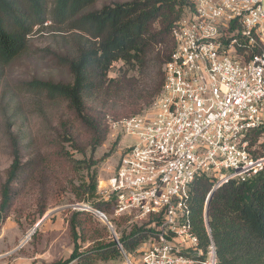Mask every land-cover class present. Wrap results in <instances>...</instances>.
I'll list each match as a JSON object with an SVG mask.
<instances>
[{"label": "trees", "instance_id": "16d2710c", "mask_svg": "<svg viewBox=\"0 0 264 264\" xmlns=\"http://www.w3.org/2000/svg\"><path fill=\"white\" fill-rule=\"evenodd\" d=\"M99 1L0 0V79L9 67L31 53L35 33L52 30L71 43L68 50L54 52L57 66L68 72L69 80L33 78L17 85L33 97V107L45 119L46 110L57 103L66 105L71 118L61 120V130L49 145L53 154L33 148L28 157L20 138L9 130L12 162L5 181L0 182L3 220L31 181L49 184L44 174L53 170L54 156L66 164L68 173L63 182L55 180L40 190L39 200L45 204L41 217L48 198L63 192L74 195L72 203L82 202L103 212L114 208L115 195L101 197L98 192L97 174L92 170L96 162L75 158L64 142H71L73 149L84 154L88 146L94 151L107 139L106 110L111 100L117 101L124 94L136 98L125 109L128 115L115 118L120 120L141 113L142 101L150 103L157 98L165 83L164 64L176 46L173 28L195 6L191 0H126L98 7ZM117 62L122 63L120 72L110 77ZM249 141L252 155L264 156V127L253 130ZM213 185L209 176L202 175L191 187L194 228L205 251L211 243L215 245L217 264H264V170L245 181L232 179L215 189L209 204V231L204 212ZM67 211L74 247L67 260L56 264H98L123 254L139 260L140 247L154 233L148 222H136L123 228L116 239L91 210Z\"/></svg>", "mask_w": 264, "mask_h": 264}, {"label": "built area", "instance_id": "2783aa9c", "mask_svg": "<svg viewBox=\"0 0 264 264\" xmlns=\"http://www.w3.org/2000/svg\"><path fill=\"white\" fill-rule=\"evenodd\" d=\"M191 1L152 110L110 121L133 142L102 193L115 195L117 215L154 228L142 264H217L215 245L205 251L195 231L191 187L202 175L214 188L264 170L249 141L264 127V0Z\"/></svg>", "mask_w": 264, "mask_h": 264}, {"label": "rangeland", "instance_id": "374dc122", "mask_svg": "<svg viewBox=\"0 0 264 264\" xmlns=\"http://www.w3.org/2000/svg\"><path fill=\"white\" fill-rule=\"evenodd\" d=\"M115 1L126 0H100L97 5L100 7ZM63 36L52 30L35 33L31 39L33 47L31 53L9 67L0 79V182L5 181L6 170L12 162L9 130L20 138L24 154L28 157L34 152L33 148L42 150V153H52L53 147L51 149L49 145L56 132L61 130V120L71 118L67 113L66 105L57 103L54 106H49L46 110L48 118L45 119L39 110L33 107V97L20 90L19 86L17 87L19 82L33 78L57 81L70 79L68 72L57 66L54 56V52H64L71 46L70 41ZM121 67V62L115 63L110 77L118 76ZM124 95L117 101H110L111 107L106 110L108 136L96 150L93 151L92 147L88 146L85 147L86 153L84 154L73 149L71 142L67 140L64 142L75 158H86L96 162L92 170L96 171L98 192L101 197L108 179L119 165L123 150L127 144L133 142L132 137L124 133L116 135L110 129V121L128 115L125 113L127 112L125 109L130 108V104L136 101V98ZM154 101L155 99L150 103L142 101L139 105L141 113L150 112ZM53 159V170L44 174V181H49V184L41 186V182L36 185L34 181H31L27 188L21 191L9 216L3 220L0 213V264H56V262L67 260L70 257L74 244L67 224V209H78L79 204L84 203H72L74 195L71 192H63L62 196L59 193L56 197L48 198L47 210L42 217L40 216V210L45 205L43 200H39L40 190L53 185L55 180L63 182L68 173V167L64 162L56 160L55 156ZM54 210L57 212L48 216L35 228L47 213ZM104 212L115 232L110 228L108 221L99 214H94L108 226L113 236L116 234L119 237L122 233L121 230L129 224L147 223V220L131 221V217L128 215H117L113 207L104 210ZM126 218L128 219L126 223L117 224L119 220ZM127 257L123 254L116 260L100 261L98 264H130ZM131 261L133 264H142L137 256L132 257Z\"/></svg>", "mask_w": 264, "mask_h": 264}, {"label": "water", "instance_id": "95a60500", "mask_svg": "<svg viewBox=\"0 0 264 264\" xmlns=\"http://www.w3.org/2000/svg\"><path fill=\"white\" fill-rule=\"evenodd\" d=\"M217 187H214L212 190H211V192H210V194L208 195V198H207V204H206V216H207V223H208V226H209V229H210V231H211V228H210V224H209V218H208V211H209V204H210V200H211V197H212V195H213V193H214V191H215V189H216ZM78 209H89V210H91L93 213H95V214H99L98 213V211H97V209H95V208H92V207H90V206H88V205H84V204H79V208ZM57 210H59V209H57ZM57 210H54V211H51V212H49V213H47L44 217H43V219L35 226V228H37L48 216H50L51 214H53V213H55V212H57ZM99 216H101L102 218H104L106 221H108V224H109V226H110V228L112 229V231L113 232H115L114 230H113V226L111 225V223H110V221L108 220V218L107 217H105V216H103V215H100L99 214ZM34 228V229H35ZM115 234V233H114ZM115 237H116V239H117V236H116V234H115ZM128 261H129V263L130 264H132L131 263V261L128 259Z\"/></svg>", "mask_w": 264, "mask_h": 264}]
</instances>
